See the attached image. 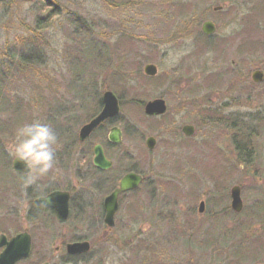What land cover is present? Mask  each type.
Masks as SVG:
<instances>
[{
  "label": "rangeland",
  "instance_id": "rangeland-1",
  "mask_svg": "<svg viewBox=\"0 0 264 264\" xmlns=\"http://www.w3.org/2000/svg\"><path fill=\"white\" fill-rule=\"evenodd\" d=\"M49 2H59L70 10L85 14L94 22L96 39L105 38L113 43L124 30L136 34L138 38L131 39L134 51L131 57L142 62L143 76L150 77L144 73L148 63L158 67L156 76H160L152 82L135 74L131 85L136 93L143 90L145 103L161 97L168 106L167 114L155 118L141 113L129 100L125 105L121 104L112 125L120 127L123 140L111 147L110 152L118 169H126L129 161H133L146 180L134 193L122 199L115 226L93 234L94 253L82 264H170L172 258L175 260L171 264H264V213L255 215L252 211L257 203L262 202L264 207V133L257 134L253 130L252 147L248 146L249 161H244L235 152L234 131L222 125L220 122L223 121L205 117L206 109L222 114L264 108V79L260 82L252 79L254 71L264 72V21L252 38L247 35L243 23L251 10L252 19L253 16H264V0H203L199 3L201 9L209 10L207 19L216 23L221 40L216 49L211 45L212 50L203 54L196 53L200 48L196 43V31L185 28L196 5L194 10L190 7L191 11L183 19L184 38L175 39V35L168 34L172 32L173 24L175 29L181 16L173 19L175 14L172 12L170 19L166 17L170 13L168 0H117L120 3L117 7L103 0ZM217 5H222L224 10L213 11ZM6 6H0V43L6 35L24 34L23 23L33 21L40 3L38 0H18L16 3L8 0ZM69 29L64 14L58 16L44 33L50 45L48 73L59 81L61 93H67L69 85L66 51L73 38ZM172 36L173 39L169 38ZM141 54L145 58L142 59ZM112 56L114 67L116 53ZM211 73L223 76L219 82L215 80L213 85H208L205 80ZM104 77H100L101 83ZM32 85L40 87L46 83L21 85L20 93L27 99L38 95L39 90H34ZM108 86V82L99 85L102 95ZM44 90L47 95L50 89L47 86ZM247 93L251 94L249 100H246ZM34 117L44 119L38 112ZM83 123L79 124L78 131ZM187 124L195 126V133L190 137L181 130ZM126 125L129 129L125 131ZM110 126L99 130L96 138L106 140ZM14 135L6 140L12 161L10 146ZM149 136L157 139L153 150L145 143ZM59 155L47 176L32 185L27 184L25 178L22 188H39L42 183H48L57 184L60 189L68 186L75 191L83 189L85 185L78 182L75 164L80 156L75 154L72 159L63 161ZM235 185L242 188L244 209L232 216L228 215L227 207L230 208V190ZM7 191L0 196V227L11 226V234L26 228L34 230L35 250L41 251L48 246L53 250L55 244L69 241L76 234H89L87 215L90 207L84 208L87 211L84 219L67 223L54 221V216L46 219L42 215L44 226L50 229H38L40 224L32 223L26 217L27 211L34 209L26 193L17 194L16 189L9 187ZM98 193L93 192L95 200L99 199ZM202 200L205 201L204 212L199 211ZM97 208L91 212L95 213ZM7 214H13L12 223H8ZM97 217L93 214L90 225L97 224Z\"/></svg>",
  "mask_w": 264,
  "mask_h": 264
},
{
  "label": "trees",
  "instance_id": "trees-1",
  "mask_svg": "<svg viewBox=\"0 0 264 264\" xmlns=\"http://www.w3.org/2000/svg\"><path fill=\"white\" fill-rule=\"evenodd\" d=\"M103 1L115 7L120 6L117 0ZM7 2L8 0H0V6L4 5L7 7ZM10 2L16 3L18 0H10ZM201 2L203 0H168L170 13L166 16L170 19L169 15H172V12L175 14L173 19H177L176 16H181V19L179 18L180 22H177L175 29L174 24L172 25V32L168 36L175 35V39L177 37L182 39L184 38V33H186L183 30L184 28L182 29L183 19L191 11L190 7L194 10V5H196L194 13L189 19V23H186L185 28H192V30L196 31L194 32L197 34L196 43H199L200 47L198 49L199 52H196L198 54L210 52L212 50L210 49L211 45L216 49L219 41L221 42L218 35L207 36L200 31V24L207 19V12L209 11L200 8L198 4ZM38 3H40L41 7H38V12L33 21L31 23H23L24 34H13L12 37L6 35L2 37V42L0 43V196L4 191L8 193L7 188L9 187L10 189H16L17 194L25 192L28 200L32 201L31 204H33L32 199L57 189L59 185L42 183L39 188L33 186L22 188L25 176L13 170L12 159L9 157L6 147L8 136L15 134V129L19 124L36 120L34 117L36 112L44 116L43 122L50 124L59 138L57 146L59 149L58 152L56 151V155L59 153V157L63 161L65 159L70 160L75 154L80 156L77 150L83 143L78 137L79 124L89 121L102 108V94L99 89L101 86L99 87V85H104L108 82L109 86L108 88L106 87V90H113L118 95L122 105H125L127 100H129L132 106L134 105L141 113H144V92L140 90V95L133 89L131 85V82H134L133 77L137 74L147 81L155 82L160 76H143L141 71L142 62L131 57L134 54L131 39L138 38L132 31L124 30L120 32L115 41L109 43L105 38L96 39L94 37V22L89 21L81 11L70 10L66 5L59 2L51 4L49 0H38ZM64 14L71 27L67 31L70 34L72 33L73 36L72 39L69 38L70 42L66 51V62L70 74L67 93L60 92L59 81L51 73H48L50 45L49 40L44 35L50 26L53 25V21ZM259 18L261 19L259 20ZM262 19H264V16H253L252 19V10L244 17L243 23L250 38L256 36L259 32V27L264 21ZM173 36L169 38L173 39ZM112 47L114 48L113 50L111 49ZM113 52L116 53V66L114 67L111 65ZM142 54L140 57L143 59L145 56ZM101 76H105L103 83L100 82ZM222 76L221 73H211L206 77L205 81L208 85H213L215 80L219 82ZM26 82H32V84L46 83V85L40 87L32 85L34 90H39L38 95L33 97L31 95V99H27L24 93H20V86ZM52 83L57 85H52ZM145 83L148 84V82ZM206 83L204 84L207 85ZM47 86L50 90L45 95L46 91L44 88ZM205 112V117L212 118L218 122L223 121L220 122L222 125L228 126L234 131L233 142L236 144L239 156L242 160L249 161L248 146L250 137L253 136L254 126L247 125L246 121L232 116L231 113H223L221 111V114L217 113L216 110L209 109H206ZM39 120L42 121V119ZM253 122L257 123L258 121L253 119ZM106 126L99 128L91 136L92 140L86 143L85 153L76 159V171H78L77 175L82 183H85L90 177L87 175L88 169L91 171V175L97 179L106 175L110 176L113 171V168L111 171L105 172L98 170L91 162L92 147L96 142L102 143L106 148L107 156L110 159L113 158L107 139L100 140V138H96L99 130L106 128ZM124 129L126 131L129 128L126 125ZM58 163L60 164L61 162ZM130 165L134 166V162L129 161L127 167ZM79 167L82 169L81 174ZM115 184L116 180L111 179L105 192L112 189ZM254 207L252 211H254L255 215H262L261 212L264 213L262 202L261 204H255ZM0 208H2V203H0ZM227 212L228 215H234L229 207H227Z\"/></svg>",
  "mask_w": 264,
  "mask_h": 264
},
{
  "label": "flooded vegetation",
  "instance_id": "flooded-vegetation-1",
  "mask_svg": "<svg viewBox=\"0 0 264 264\" xmlns=\"http://www.w3.org/2000/svg\"><path fill=\"white\" fill-rule=\"evenodd\" d=\"M220 5H217L215 7H213V11L216 12H222L224 10L223 6H220L221 8L219 9H215ZM215 23V22H214ZM215 26L217 27L216 23ZM247 99H250L251 94L247 93ZM232 114V116L242 119L244 121L247 122V125L249 126H254V131H257V134H261L264 133V108L262 109H257V111H252L251 108L249 109H239L238 111L234 110L232 112H230ZM253 119H257V123H252ZM106 124L104 123L102 125L105 126ZM92 139L89 138L88 140H84L81 143H83L80 148L77 150L78 154L81 156L83 155V153H85V146L87 142H90ZM254 140L253 136L250 137L249 140V146H252V141ZM107 141L110 145V147H114V143H112L109 139H108V134H107ZM97 143H95L92 147V158H91V162L93 164V166L101 171H111V169L113 168V171L111 173V175H106V176H102L100 179H97L96 177H93L91 175V171L88 169L87 171V175L90 176L84 184H82L81 179L78 178V182H81V185H85L83 189L79 190V191H75V188H71L66 187L63 188L61 190H65L67 192H69V196H70V201H69V207H70V213L68 215L67 218H62L59 214V212L55 209V208H51V207H46V206H41L39 204H37L35 202L34 199V209L29 210V212L27 211L26 217L28 218V221L30 222H35V223H39L40 226L38 225L37 228L39 229H50V227H45L43 221L44 218L49 219L50 217L53 218V216L56 218L54 219L57 220L59 223H67L69 221H74L76 219L78 220H82L84 219L85 215L87 214V211H84V208L90 207V211L88 212L87 215V224H88V235L86 236H79V235H74L73 237L70 238L69 241H62L60 242L58 245L55 244L53 250L50 249V246H48L47 248H43L40 250H35V245H34V239L36 238V232L34 230H29L28 228L24 229V230H19V231H14L13 234H11L10 229L12 228L11 226L4 229L0 227V233L4 234L7 237V240L10 241L12 238H14L15 236L27 232L30 234L31 239H32V244H31V250H30V254L28 255V257L26 258H22L20 260H18L17 262H15L14 264H82L85 263L87 260H89V257L93 252V246H94V239H93V234L95 233H99L100 230L105 229L108 230L110 228L113 227H109L106 223H105V208H104V200L105 198L112 193L120 184V181L122 179V177L129 173V172H139L140 170H138V165L137 163L134 162V166L130 165L129 167L126 168V170H120L116 167V161L114 158H112V166L109 169L103 170L97 166H95L94 162H93V157H94V146ZM236 144H234V149L235 152L237 151V148L235 146ZM104 147V151L106 154V148ZM247 152V151H246ZM107 156V155H106ZM108 157V156H107ZM109 158V157H108ZM110 159V158H109ZM114 159V160H113ZM116 167V168H115ZM87 168V166H86ZM79 171L80 174L82 173V169L79 167ZM86 171V169H85ZM77 174V171H76ZM113 179L116 180V184L114 185V187L112 189H110L109 191L105 192L108 188V184L109 181ZM96 184V185H95ZM87 187V188H86ZM61 188V187H60ZM59 187L57 189L54 190H58L60 189ZM53 190V191H54ZM137 190V189H136ZM136 190H131V191H127L124 193L120 194L119 197V207L121 205L122 199L127 196V195H131L132 193H134ZM94 191H99V193L97 194V197H99L98 200H95V194H93ZM52 191L47 192L50 193ZM241 192H242V188H241ZM93 194V195H91ZM46 195V194H45ZM94 207H98L97 210L94 212L93 208ZM230 209L232 210L233 213H235L236 211L232 209L231 207V202H230ZM75 211H77V213H75ZM84 211V212H83ZM96 217V214L98 215L97 219L98 222H96V225H90L91 223H93L92 221V216ZM13 214H7L8 216V223H12L13 220L11 219ZM43 215V216H42ZM73 219V220H72ZM115 222H116V216H115ZM72 229V228H71ZM15 230V229H13ZM50 231V230H47ZM76 232V231H74ZM84 241H88L90 243V249L88 251L85 252H81V253H70L68 251V245L71 243H75V242H84ZM6 249V245L1 246L0 247V255L1 253ZM35 253V254H34ZM54 254V255H53ZM171 263H173V261L175 259H170ZM169 264V263H168Z\"/></svg>",
  "mask_w": 264,
  "mask_h": 264
},
{
  "label": "water",
  "instance_id": "water-1",
  "mask_svg": "<svg viewBox=\"0 0 264 264\" xmlns=\"http://www.w3.org/2000/svg\"><path fill=\"white\" fill-rule=\"evenodd\" d=\"M23 1H33V0H23ZM217 7L215 9H219ZM204 33L214 34L216 32V26L212 21H206L202 27ZM145 74L149 76H155L158 73V67L149 63L144 68ZM253 80L260 82L264 79V72L261 70H256L253 72ZM103 108L100 113L91 119L89 122L84 124L79 132V137L81 140H86L92 132L104 121L115 117L120 112L119 99L113 91L107 90L103 94ZM145 113L149 116H157L165 114L167 111L166 101L163 98H157L150 100L145 104ZM182 132L187 136H192L195 132V127L193 125H184L182 127ZM122 131L119 127H113L109 133V140L115 144H119L122 141ZM156 138L150 136L146 140V144L149 149H154L156 146ZM93 162L95 166L106 170L112 166V162L106 157L103 146L97 144L94 147V159ZM13 169L24 174L23 165L19 162L13 160ZM144 177L140 173L129 172L125 174L119 186L104 200L105 208V223L109 227L115 225V214L119 206V196L121 193L126 191H131L137 189L143 182ZM231 206L236 212H240L243 209V199L241 196V188L239 186H234L231 190ZM70 196L67 191H54L45 197L38 198L36 203L41 206L55 208L62 218H67L70 213L69 207ZM205 202L202 201L199 205V211L204 212ZM32 239L29 233H21L10 241L4 234L0 233V247L6 245V249L0 255V264H14L22 258L28 257L31 250ZM90 249V243L88 241L75 242L68 245V251L70 253H81L88 251Z\"/></svg>",
  "mask_w": 264,
  "mask_h": 264
},
{
  "label": "clouds",
  "instance_id": "clouds-1",
  "mask_svg": "<svg viewBox=\"0 0 264 264\" xmlns=\"http://www.w3.org/2000/svg\"><path fill=\"white\" fill-rule=\"evenodd\" d=\"M58 139L54 128L40 120L21 123L16 127L10 155L15 162L23 165L27 184L36 183L54 168Z\"/></svg>",
  "mask_w": 264,
  "mask_h": 264
}]
</instances>
